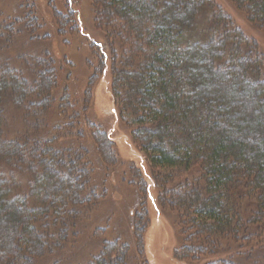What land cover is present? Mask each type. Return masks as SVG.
<instances>
[{"label": "trees", "instance_id": "trees-1", "mask_svg": "<svg viewBox=\"0 0 264 264\" xmlns=\"http://www.w3.org/2000/svg\"><path fill=\"white\" fill-rule=\"evenodd\" d=\"M89 1L96 28L123 43L120 55L111 53L109 74L131 142L140 148L151 176L157 177L159 170H172L182 179L166 189L168 178H156L159 198L178 213L181 233L190 246L178 248L180 258L198 262L204 251L208 264H256L255 253L264 250V56L256 41L249 40L212 0ZM230 2L249 24L264 33V0ZM69 3L66 1L67 6ZM69 15L71 21L64 19L76 24ZM59 17L57 23L63 31L66 27ZM13 26L0 25V40H9L11 32L23 34L19 28L12 30ZM28 36V40L32 38ZM15 42L16 38L10 44ZM94 51L99 62L97 73L103 75L105 56L98 47ZM30 62L36 72L39 61ZM8 63V58L3 59L0 69V264H27L19 253L40 254L45 239L54 242L60 236L54 225L66 226L69 216L78 215L81 199L92 197L88 196L89 180L92 160L97 159L89 157V147L87 150L74 140L77 132L84 133L92 125L82 122L84 114L76 94L69 93L66 84L68 113L64 116L72 112L70 120L76 119L85 127L63 123L31 138L29 132L21 139L4 136L6 109L30 112L36 104L42 108L44 103L45 99L41 103L37 98L27 100L25 79L32 81L34 89L44 91L48 100L63 98L53 92L57 86L54 65L48 68L49 77L39 73L19 81ZM63 126L70 137L59 143L51 131ZM99 138L94 143L99 162L111 159L113 142L107 131ZM39 143L54 146L49 150L58 155L53 157L54 167L41 159ZM21 144L30 145L25 163ZM82 152H87L85 164L90 171H83L80 179L76 176L80 168H75V163L66 166L65 158L77 162ZM138 173L142 174L141 169ZM223 240L238 244V249L220 260L218 244ZM255 241L256 251L239 250ZM140 244L138 250L143 252ZM128 246L118 241L104 243L99 258L86 264L137 262L143 253L140 250V257L130 259Z\"/></svg>", "mask_w": 264, "mask_h": 264}, {"label": "rangeland", "instance_id": "rangeland-1", "mask_svg": "<svg viewBox=\"0 0 264 264\" xmlns=\"http://www.w3.org/2000/svg\"><path fill=\"white\" fill-rule=\"evenodd\" d=\"M66 1L71 4L69 3L67 6ZM212 1L216 7L231 17L232 22L242 33L251 38L249 40L256 41L260 54L264 56L263 31L257 26L249 24L245 17L232 7L230 0ZM69 13L76 24L69 23L71 21L68 18V16L70 17ZM57 16H62V18L59 17L60 22H63L62 27L64 25L66 27L63 31L57 23ZM36 18L39 20V24L36 22ZM18 21L21 24H18ZM11 23L14 25L11 27L12 30L19 28L23 34L19 36L18 31L11 32L9 40H5V42L3 38L0 40L1 49H5L0 50V58L2 60L9 59L10 63L7 65H10L9 67L18 76L19 81L25 75L35 78L39 73L40 76L47 74L49 77L48 68L50 69L51 65H54L57 73V81L56 79L54 81L57 86L54 85L53 92L56 96L58 93L61 94L63 98H57L55 102L48 100L44 91L34 89L32 81L25 79L29 86V93L25 92L24 94L22 89L17 88V90L27 95V100L37 98L41 103L45 99L44 103H41L43 109L37 104L36 108L34 106L30 108V112L24 111V108L22 110L6 109L5 112L8 113L7 115L5 113V116L8 122L4 136L7 138L19 136L21 139L29 132L31 138L38 133L52 129L57 124L63 125V123L76 124V128L85 127L83 124L79 125L76 119L70 120L72 112H69L70 116H64L68 113L66 96L64 97L67 90L64 87L66 84L68 92L73 91L72 93L76 94V101L79 102L77 105L81 107V112L84 114H82L84 116L82 122L86 120L88 124L92 125V128L85 130L84 133L77 132L74 140L78 144L86 146L87 150L89 147L91 151L89 157L94 156L97 159V161L92 160L94 166L89 180L88 196L91 194L92 197L81 199L78 215L69 216L66 226L64 224L54 225L59 229L60 236L54 242L45 239L46 244L42 247L43 251L40 254H30L26 251L19 253L24 263L86 264L99 258L100 249L104 243L118 241L120 245L129 244L130 259L137 255L140 257V254L143 253L138 258V264H208V258L204 251L200 252L202 256H199L201 260L198 262L180 258V249H190V246L186 241V235L181 233L182 224L178 213L170 207V204H164V200L159 198L161 191L156 187L158 185L156 178L158 176L168 178L166 189L181 182L182 179L172 170H159L157 177L151 176L147 164L144 163L145 157L140 148L131 142V131L121 119L123 116L115 103L111 87L112 78L109 74L111 53L116 51L117 55H120V46L123 43L96 28L95 14L91 9L90 1L0 0V25L7 28ZM27 25L28 27H26ZM24 26L26 28H23ZM73 28L74 30H72ZM43 29L47 32L43 33ZM30 34L31 41L28 40ZM14 38H16V42L11 45ZM1 42L4 45H1ZM95 47L100 48V52L105 56L104 68L106 70L103 75L97 73L99 62L95 56ZM43 51H48V53ZM2 60H0V69H2ZM33 60L39 61V68L36 67V72L30 67V61ZM86 94H88V99ZM20 103H23V100ZM30 105L29 102L25 106L27 108ZM66 130L64 126L57 131L50 130L51 136H57V142L63 143L70 137ZM106 131L113 142L111 147L113 155L111 159L99 162L94 143L98 142L100 135ZM29 147L30 145L21 144L20 150L24 153V163L28 162ZM39 147L37 148L40 149L38 153L41 159L48 161L47 164L54 167L56 162L54 163L53 157L57 158L58 155L49 151L54 146L40 144ZM44 148H46V152H44ZM86 153L82 152L81 159H77V162L75 158V161L72 157L65 158L66 166L75 163V168H80L76 172V176L80 179L84 176L83 171H90V167L85 164ZM33 164V168L37 172L39 170L38 163ZM140 169L142 174L138 173ZM15 176L18 181L17 172ZM85 190L86 187H84V192ZM256 242L250 243L251 245L245 244V249L239 250L250 252L253 249L256 251V248H253L256 246ZM140 243L143 248V252L140 249L142 253L138 250ZM204 245L208 248L207 244ZM218 245L219 253L221 252L220 260L230 256L231 252L238 249V244L225 240ZM255 254L257 257L255 256L254 262L264 264V250H258ZM176 256H178V260L175 259ZM258 256L260 257L258 258ZM137 262L136 260L132 261V264H137ZM18 264H23V262L18 261Z\"/></svg>", "mask_w": 264, "mask_h": 264}]
</instances>
